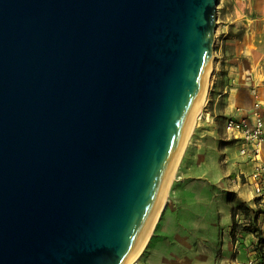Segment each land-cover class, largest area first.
I'll return each instance as SVG.
<instances>
[{
    "label": "water",
    "instance_id": "obj_1",
    "mask_svg": "<svg viewBox=\"0 0 264 264\" xmlns=\"http://www.w3.org/2000/svg\"><path fill=\"white\" fill-rule=\"evenodd\" d=\"M219 0H0V264H129L214 57Z\"/></svg>",
    "mask_w": 264,
    "mask_h": 264
},
{
    "label": "rangeland",
    "instance_id": "obj_2",
    "mask_svg": "<svg viewBox=\"0 0 264 264\" xmlns=\"http://www.w3.org/2000/svg\"><path fill=\"white\" fill-rule=\"evenodd\" d=\"M217 11L213 57L217 65L211 75L208 100L189 138L166 211L136 264H224V238L231 235L233 209L244 201L239 194H245L234 178L231 183L227 177L230 170L236 175L233 154L239 153L231 146L230 160L225 158L224 123L236 110V88L247 87L252 93L256 89L262 100L264 89L255 84L259 67L254 72L250 69L254 61L264 62V0H219ZM255 215L244 209L238 211L240 226L231 258L241 250L251 251L247 244L254 243L250 232H255ZM204 233L208 246L202 249ZM189 238L196 242L195 249L183 241Z\"/></svg>",
    "mask_w": 264,
    "mask_h": 264
},
{
    "label": "built area",
    "instance_id": "obj_3",
    "mask_svg": "<svg viewBox=\"0 0 264 264\" xmlns=\"http://www.w3.org/2000/svg\"><path fill=\"white\" fill-rule=\"evenodd\" d=\"M256 100L246 115H232L225 120L226 142L239 144L238 153L248 165L242 169L235 181H239L252 203L246 204L263 215L254 221L257 243L243 261L235 264H264V106L256 89ZM253 204V205H252Z\"/></svg>",
    "mask_w": 264,
    "mask_h": 264
},
{
    "label": "crops",
    "instance_id": "obj_4",
    "mask_svg": "<svg viewBox=\"0 0 264 264\" xmlns=\"http://www.w3.org/2000/svg\"><path fill=\"white\" fill-rule=\"evenodd\" d=\"M262 22L264 24V15L262 16ZM257 66L259 67V72H260L259 76L260 77H258V78L255 79V84L258 83L261 86L260 89H264V62L261 63V61H259L257 63V61H254L250 70L252 72H254L253 70H256ZM259 78H261V79H259ZM233 93H234L233 94V105L235 106V109L236 110L234 112H232V114H230L228 117H231L232 115L239 116V115H246L247 113H250L251 110H252L251 108L253 106V103L256 100V97H255L254 93H252L250 90H248L247 87H244V88H236ZM262 104L264 106V92L262 94ZM222 140H224V143H226L223 146V148H222V151L224 152L223 154H225V158L227 160H230L229 159L230 156L228 155V153L231 150L229 149V147L235 146L234 149H233V151L236 152L238 150L239 144H236L235 142H226V136ZM236 155L237 154H235V155L233 154L234 159H237V163H236V165H237L236 166L237 167L236 168L237 169V173H236V175L235 174L231 175V172L234 171V170H230L227 173V177H229V181L231 183H232L233 178L237 177L238 173L242 169H244V167L246 168L248 166L246 164V162L244 161V159H241L239 157V155H237V156ZM236 182H237L238 186H240L239 181H236ZM239 196L242 197V199H244L245 201H247L249 204L252 203V201L250 200V198H249V196L247 194L245 195L243 193H240ZM262 219H263V215H260L259 216V220H262ZM194 229H196V228H194ZM206 232L208 233V231H206ZM192 233H193V231L190 230V235ZM250 233H252V236L255 239L253 240L254 243L247 244V246H248V248L253 249V247L257 243V241H256L257 240V236H256L255 232H250ZM205 234L206 233H204L203 236H202V249L204 248V246H208V243L207 242H204V239L207 240L206 237H205ZM183 241L184 242L187 241V244L192 249H195L196 248V242H194L192 239L189 238V239H185ZM234 244H235V241H233L231 235L230 234L226 235V237L224 238V253H223L224 264H231V263L232 264H235L236 262L243 261L246 258V255H247L248 252L246 253V249H245V250H241L240 253H238L237 255H235L236 257L235 256L232 257V258H234L232 260V258H231V252H232V249L234 247ZM245 248H246V246H245ZM210 253L212 255L213 248H211Z\"/></svg>",
    "mask_w": 264,
    "mask_h": 264
},
{
    "label": "bare ground",
    "instance_id": "obj_5",
    "mask_svg": "<svg viewBox=\"0 0 264 264\" xmlns=\"http://www.w3.org/2000/svg\"><path fill=\"white\" fill-rule=\"evenodd\" d=\"M215 65H217V62L214 61L212 59V62L210 64L208 73H207V79L205 80L201 90H200V95L199 98L197 99V101L195 102L193 108L191 109V114L188 118V121L185 125V130L184 133L182 134V138L180 140V148L178 150V152L176 153V156L174 158V164L172 166V169L170 171L169 174V179L164 191V195L163 198L159 204L158 207V211L156 213V216L152 222L151 225V229L148 232V234L146 235L145 239L143 240V242L141 243L142 245L138 248V250L136 251V253L134 254V256L129 260L130 263L129 264H136V262L139 261L141 255L145 252V250L147 249V246L149 245L148 243L151 241L152 237L154 236L155 232L157 231V225L159 223V220L161 217H163L164 212L166 211L165 209L168 206L169 203V197H170V191L173 187V184L175 183V180L178 178V169L179 166L182 162V158L184 157L185 153H186V149L188 146V142H189V138L192 135L195 126L197 125V123L199 122L200 116L203 112V108L206 106L207 100H208V87L210 85V79H211V75L213 73V68L215 67Z\"/></svg>",
    "mask_w": 264,
    "mask_h": 264
},
{
    "label": "trees",
    "instance_id": "obj_6",
    "mask_svg": "<svg viewBox=\"0 0 264 264\" xmlns=\"http://www.w3.org/2000/svg\"><path fill=\"white\" fill-rule=\"evenodd\" d=\"M240 209H244L247 213H249L250 211L255 213L256 214L255 215V219H254L255 222L257 221V219L260 216L259 211H257L254 208L248 206L246 204V202H244V201L241 204H239L238 206H236L233 209V214H232V225H233V227H232V230H231V237H232L233 241L236 240V231H237L238 227L240 226L238 224V222H237V219H236V215H237V213H238V211ZM255 229H256V227H255ZM255 229H254V231H255Z\"/></svg>",
    "mask_w": 264,
    "mask_h": 264
}]
</instances>
